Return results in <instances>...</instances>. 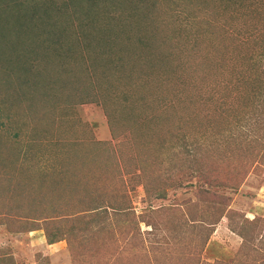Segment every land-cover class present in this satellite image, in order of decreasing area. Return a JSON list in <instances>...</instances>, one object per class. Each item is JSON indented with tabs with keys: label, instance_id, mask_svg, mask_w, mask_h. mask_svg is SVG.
<instances>
[{
	"label": "rangeland",
	"instance_id": "1",
	"mask_svg": "<svg viewBox=\"0 0 264 264\" xmlns=\"http://www.w3.org/2000/svg\"><path fill=\"white\" fill-rule=\"evenodd\" d=\"M112 1L0 0V264H264V0Z\"/></svg>",
	"mask_w": 264,
	"mask_h": 264
},
{
	"label": "trees",
	"instance_id": "2",
	"mask_svg": "<svg viewBox=\"0 0 264 264\" xmlns=\"http://www.w3.org/2000/svg\"><path fill=\"white\" fill-rule=\"evenodd\" d=\"M122 1H120V0H113L112 1V3L114 4V7L115 6H117V5H119V3H121ZM122 3H124V2H122ZM96 5H100V3H96ZM117 10V9H116ZM79 25V27H81V25H80V23L78 24ZM122 25V24H121ZM68 51H70V53H72V49H68L67 50V52ZM254 81H256L257 83H258V90H260L259 91V94H261V95H263V97H264V79H260V78H255V79H253ZM262 103V102H261ZM263 103H262V105H261V107L260 108H262L263 109ZM95 147H97V145L95 144V143H93L92 141H90ZM89 145H90V143H89ZM73 151V153H69V152H67L66 153V155L64 156V160L66 161V162H61V161H59L58 162V165H62L63 167H65L66 168V170L64 169V168H62L60 171H62L61 173H60V171H58L57 172V175H59V176H61V175H64L63 177H60L61 178V182H60V184L62 185L61 187H62V191H59V192H57V189H54L55 191H56V193L57 194H59V193H61V192H63V194L64 193H68L69 194V191H74L75 190V185H77V183H79V181H77L76 179H74V180H72L73 182H71V183H67L66 181H67V179H69L71 176H74L75 175V172L73 171V169H72V163H71V161H70V159H71V157L73 158V155L74 154H78L79 153V149L78 148H75V150H72ZM92 152H83V153H81V154H79V155H90ZM85 163V162H84ZM79 166H81V168L83 169L85 166H86V164H78ZM56 167V166H55ZM70 171H72V174L71 175H68V173L70 172ZM58 185H59V183H58ZM144 187H145V190L147 191V193L148 194H150V192L152 191V193H153V187L155 186L154 184H153V186H151V188H149L147 185H143ZM152 195V194H151ZM151 197H153V196H151ZM123 198H124V200L123 201H125V196H123ZM122 203H124V202H122ZM97 205V204H96ZM103 205H100V206H95L94 208H97V209H99L100 211H102V208H104V206L102 207ZM115 207L113 208V210H116V213H117V215H123V214H126L124 211H123V208H122V206L121 205H114ZM93 209V208H92ZM97 209H95L96 211H97ZM106 212V211H105ZM105 220H103V222H104ZM71 229V228H70Z\"/></svg>",
	"mask_w": 264,
	"mask_h": 264
},
{
	"label": "crops",
	"instance_id": "3",
	"mask_svg": "<svg viewBox=\"0 0 264 264\" xmlns=\"http://www.w3.org/2000/svg\"><path fill=\"white\" fill-rule=\"evenodd\" d=\"M40 236H42V235H40Z\"/></svg>",
	"mask_w": 264,
	"mask_h": 264
}]
</instances>
